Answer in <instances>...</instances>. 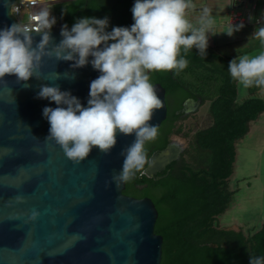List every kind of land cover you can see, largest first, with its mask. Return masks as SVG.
Here are the masks:
<instances>
[{
  "label": "water",
  "instance_id": "95a60500",
  "mask_svg": "<svg viewBox=\"0 0 264 264\" xmlns=\"http://www.w3.org/2000/svg\"><path fill=\"white\" fill-rule=\"evenodd\" d=\"M14 1L0 0V30L17 23L10 14ZM64 25L60 19L51 28L53 45L62 40ZM67 26L70 31L72 26ZM32 36L35 47L41 35ZM88 59L86 66L74 69L73 61L45 57L40 79L18 82L15 75L0 79V264L161 263L163 236L155 232L159 212L154 201L126 194V183L117 188L112 180L122 168L120 153L134 135L118 133L109 154L93 148L79 164L69 160L55 141H45L50 124L43 109L58 106L37 98L40 86H59L87 107L90 83L101 75L90 63L93 58ZM153 87L163 107L154 110L149 123L160 126L168 113L166 89L159 82ZM186 147V138L175 135L149 157L152 163L144 174L153 177L178 160ZM18 196L22 202H17ZM34 210L40 215L32 221Z\"/></svg>",
  "mask_w": 264,
  "mask_h": 264
},
{
  "label": "clouds",
  "instance_id": "9594fccd",
  "mask_svg": "<svg viewBox=\"0 0 264 264\" xmlns=\"http://www.w3.org/2000/svg\"><path fill=\"white\" fill-rule=\"evenodd\" d=\"M50 9L51 6L44 5L33 11L29 18L33 24L16 23L0 30V79L6 75H15L18 82H27L33 76L40 79L45 57L73 61L71 66L75 69L86 66L91 56L93 69L101 75L90 83L87 107L59 86H40L37 98L58 106L43 109L50 124L45 141H55L69 160L79 164L93 148L109 154L118 133L134 135L133 142L120 153L124 157L120 172L112 177L119 188L136 173L144 175L145 165L152 163L145 143L156 140L159 125L149 121L163 103L149 73L185 69L189 62L183 57L178 59L181 49L187 54L195 46L204 57L213 25L212 10L202 7L194 26L190 20L196 10L193 0H135L131 10L134 23L130 28L113 27L109 32L107 17L80 18L70 31L64 25L62 40L53 45L50 31L56 19L50 15ZM16 11L19 13V7ZM243 27V23H230L225 32L232 36ZM33 32L41 35L35 47ZM253 37L264 41V26ZM228 72L245 88L255 85L264 89V53L255 57L239 55L229 62ZM16 200L22 202L23 197ZM39 215L34 210L29 219L35 221ZM249 264H264V256L250 255Z\"/></svg>",
  "mask_w": 264,
  "mask_h": 264
},
{
  "label": "trees",
  "instance_id": "16d2710c",
  "mask_svg": "<svg viewBox=\"0 0 264 264\" xmlns=\"http://www.w3.org/2000/svg\"><path fill=\"white\" fill-rule=\"evenodd\" d=\"M56 3V22L63 19L70 26L86 17H107L109 32L134 23L135 0ZM181 57L189 62L185 69L149 73L152 84L159 82L166 89L169 112L156 140L145 143L147 155L165 147L171 133H181L176 110L189 97L209 101L212 123L192 135L178 168L158 180L136 173L124 193L154 201L159 212L155 232L163 236L160 264H249L250 255L264 256V222L259 230L245 234L242 229L219 228L215 221L235 201L238 189H231L228 179L235 170L237 142L264 113L262 89L253 85L240 100L238 82L228 72L235 57L219 54L209 43L204 57L195 46L187 54L181 49ZM142 184L147 186L141 188Z\"/></svg>",
  "mask_w": 264,
  "mask_h": 264
},
{
  "label": "rangeland",
  "instance_id": "374dc122",
  "mask_svg": "<svg viewBox=\"0 0 264 264\" xmlns=\"http://www.w3.org/2000/svg\"><path fill=\"white\" fill-rule=\"evenodd\" d=\"M47 1H49V6L53 12L55 10L54 5L59 0ZM211 1L196 0V10L191 13L190 20L194 26H197L201 8L207 6L212 9L213 25L212 33H208V43L214 46L219 54L229 57L233 54L255 57L264 53V41L251 38L259 27L264 26V22H255V18L260 17L264 0H233L234 5L235 1L238 3L236 10H240L244 14L254 3H256L257 9L252 12L251 22L243 23L244 27L235 31L232 36L225 32L229 26L227 18L229 11L233 8L232 5L228 3L229 0H216V5ZM238 49L239 51H237ZM238 87L240 100H242V98L247 97L248 88L239 83ZM209 105V101H205V104L198 111L178 123L177 127L181 128V133L177 135L186 138V148L191 144L192 135L196 130L212 123V117L208 110ZM260 121L253 122L251 132L237 142V162L235 163V170L228 180L230 188L238 190L233 205L217 217L215 225L219 228L240 226L245 234H249L259 230L264 222V117ZM257 126L262 128L257 129Z\"/></svg>",
  "mask_w": 264,
  "mask_h": 264
},
{
  "label": "built area",
  "instance_id": "2783aa9c",
  "mask_svg": "<svg viewBox=\"0 0 264 264\" xmlns=\"http://www.w3.org/2000/svg\"><path fill=\"white\" fill-rule=\"evenodd\" d=\"M244 3V2H243ZM44 5L49 6V1L47 0H15L11 5L10 14L15 18L17 23L22 24H33V22L29 19L33 11H38ZM19 7L20 11L17 13L16 8ZM238 6H234L229 13L227 18V23L230 25H236L241 23H250L253 10L257 9L256 3L252 5L251 8L247 10L244 14L240 10H236ZM263 12L260 17L255 18L256 23L264 22V1L262 2ZM50 15L55 17L53 12L50 9Z\"/></svg>",
  "mask_w": 264,
  "mask_h": 264
},
{
  "label": "flooded vegetation",
  "instance_id": "af4514ba",
  "mask_svg": "<svg viewBox=\"0 0 264 264\" xmlns=\"http://www.w3.org/2000/svg\"><path fill=\"white\" fill-rule=\"evenodd\" d=\"M208 1L209 0H205V2H208ZM195 2H196V0H193L194 4H195ZM214 5H215V3H214ZM199 7H197V8H199ZM171 103H174V102L171 101ZM204 104H205V102H203V100L201 98L189 97V98L185 99L183 101V103H182V106L176 110L178 118L175 120V124L178 125V123L181 122L182 120H185V119L189 118L190 115H192L193 113L198 111ZM167 106H168V112H169V103H168V101H167ZM167 115H168V113H167ZM175 135H177V134L174 133V132L169 135V139H168V142L166 143V145L174 139ZM185 150H186V148H185ZM185 150H184V152H185ZM184 152L181 154V156L178 158V160L173 161L172 163L168 164L165 169L156 172L153 177H149V178H153L155 180L161 179V178L166 176L165 174L168 175V173H170L171 170L178 168V165L181 163L180 161L182 160V156H183ZM147 156H148V159H149L150 155H147ZM145 167H146V165H145ZM160 176H162V177H160ZM145 186H147V184L140 185L141 188H143Z\"/></svg>",
  "mask_w": 264,
  "mask_h": 264
},
{
  "label": "crops",
  "instance_id": "0c3cea01",
  "mask_svg": "<svg viewBox=\"0 0 264 264\" xmlns=\"http://www.w3.org/2000/svg\"><path fill=\"white\" fill-rule=\"evenodd\" d=\"M211 2H212V3H215V5H216V3H217L216 0H212ZM228 3H230V4L232 5V7H234V6H236V5L238 4V3L235 1V2H234L235 5H234V4H233V0H229ZM214 7H215V6H214ZM213 9H214V8H213ZM231 10H232V8H231ZM231 10H230V11H231ZM230 11H229V12H230ZM262 12H263V9H261V13L259 14L260 16H261ZM232 56H234V57L236 58V57H238L239 55H237V54H233ZM263 91H264V89L261 90V93H262V94H263ZM263 96H264V95H263ZM262 117H264L263 113L260 115V117H259L256 121L261 122L260 119H261ZM262 120H263V119H262ZM254 122H255V121H254ZM251 127H252V126H251ZM261 128H262V127L257 126V129H261ZM250 132H251V130H250L248 133H250ZM248 133H247V134H248ZM237 156H238V151H237ZM236 162H237V159H236Z\"/></svg>",
  "mask_w": 264,
  "mask_h": 264
}]
</instances>
